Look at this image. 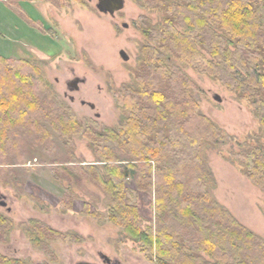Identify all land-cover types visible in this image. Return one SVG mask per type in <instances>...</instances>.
I'll list each match as a JSON object with an SVG mask.
<instances>
[{
  "label": "trees",
  "instance_id": "16d2710c",
  "mask_svg": "<svg viewBox=\"0 0 264 264\" xmlns=\"http://www.w3.org/2000/svg\"><path fill=\"white\" fill-rule=\"evenodd\" d=\"M138 3L163 15L156 26L140 18L147 42L140 48L135 86L125 85L115 95L123 112L117 128L85 129L52 92L36 61L0 57V182L4 171L13 175L11 157L29 146V138L42 143L54 132L71 149V136L81 134L97 163H53L55 179L69 183L63 212L74 208L72 180L85 177L109 196L106 219L157 264H264V238L240 223L211 191L215 179L202 149L224 147L229 137L201 112L195 97L200 87L168 61L174 57L251 106L262 134L230 159L264 194V0ZM128 181L135 183L136 194H153L152 224L143 226ZM81 214L104 219L90 206ZM31 224L30 241L47 255L44 242L68 238L39 221ZM13 230L14 222L0 213V242L7 243ZM0 264L27 263L0 255Z\"/></svg>",
  "mask_w": 264,
  "mask_h": 264
},
{
  "label": "rangeland",
  "instance_id": "374dc122",
  "mask_svg": "<svg viewBox=\"0 0 264 264\" xmlns=\"http://www.w3.org/2000/svg\"><path fill=\"white\" fill-rule=\"evenodd\" d=\"M98 1L0 0V57L36 61L52 92L73 110L82 126L101 132L120 126L123 112L115 95L125 85L135 86L134 73L141 65L140 48L147 42L140 31V18L144 16L156 26L163 14L157 9L142 8L138 0H125L124 9L111 16L98 11ZM122 51L129 57L127 61ZM168 61L181 67L200 87L195 97L201 112L229 137L224 147L202 149L215 179L211 190L214 198L240 223L264 238V194L230 159L232 153L254 146L256 136L262 134L251 106L174 57ZM75 78L86 82L79 85V91L71 92L67 84ZM216 96L221 102L215 100ZM29 139V146L23 145L11 157V162L16 163L13 175L9 177L4 171V182H0V192L8 204L7 208L0 207V213L14 222L9 241L0 242V255L27 264H74L81 256L92 257L101 251L122 254L121 258L132 264H157L131 239L122 238L120 230L106 219L110 198L85 177L72 180L74 208L62 211L61 199L69 183L57 181L51 167L56 162L96 164L97 157L85 137L71 136V149L54 132L50 141L37 143ZM59 175L67 177L63 171ZM127 189L133 192L132 201L138 205L143 226L152 224L153 194H136L133 181H128ZM86 206L104 219L99 222L82 215ZM33 220L68 235L44 242L52 256L30 241L26 230L33 228Z\"/></svg>",
  "mask_w": 264,
  "mask_h": 264
},
{
  "label": "water",
  "instance_id": "95a60500",
  "mask_svg": "<svg viewBox=\"0 0 264 264\" xmlns=\"http://www.w3.org/2000/svg\"><path fill=\"white\" fill-rule=\"evenodd\" d=\"M125 7V0H99L97 4V9L99 12L103 14H109L111 16H114L116 13L122 11ZM122 58L127 61L129 57L127 54L122 51L121 52ZM86 82L85 79H80V78H75L74 80L68 82V88L71 92L74 91H79V85L84 84ZM215 100L218 102H221V98L219 96L215 97ZM71 101H74V98L71 97ZM82 104H86V102H82ZM88 105L92 108L95 109V105L88 103ZM0 207L7 208L8 204L6 202V198L4 195L1 194L0 192ZM8 211L10 212L11 210L8 208Z\"/></svg>",
  "mask_w": 264,
  "mask_h": 264
},
{
  "label": "flooded vegetation",
  "instance_id": "af4514ba",
  "mask_svg": "<svg viewBox=\"0 0 264 264\" xmlns=\"http://www.w3.org/2000/svg\"><path fill=\"white\" fill-rule=\"evenodd\" d=\"M122 254L117 252L105 254L101 251L94 254L92 257L81 256L74 264H132L121 258Z\"/></svg>",
  "mask_w": 264,
  "mask_h": 264
}]
</instances>
